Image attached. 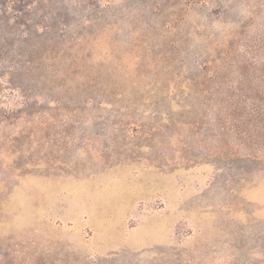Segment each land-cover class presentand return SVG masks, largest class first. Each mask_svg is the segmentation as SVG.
I'll use <instances>...</instances> for the list:
<instances>
[{"label":"rangeland","instance_id":"1","mask_svg":"<svg viewBox=\"0 0 264 264\" xmlns=\"http://www.w3.org/2000/svg\"><path fill=\"white\" fill-rule=\"evenodd\" d=\"M0 264H264V0H0Z\"/></svg>","mask_w":264,"mask_h":264}]
</instances>
